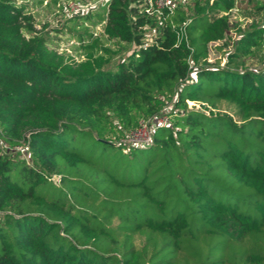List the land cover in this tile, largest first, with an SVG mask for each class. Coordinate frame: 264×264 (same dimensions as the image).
Instances as JSON below:
<instances>
[{"label":"trees","instance_id":"1","mask_svg":"<svg viewBox=\"0 0 264 264\" xmlns=\"http://www.w3.org/2000/svg\"><path fill=\"white\" fill-rule=\"evenodd\" d=\"M234 3L161 7L149 43L147 16L110 0L102 34L139 47L111 69L87 28L75 61L0 0L1 136L32 161L0 150V264H264V72L199 63ZM166 100L150 143L108 136V111L136 127Z\"/></svg>","mask_w":264,"mask_h":264},{"label":"rangeland","instance_id":"2","mask_svg":"<svg viewBox=\"0 0 264 264\" xmlns=\"http://www.w3.org/2000/svg\"><path fill=\"white\" fill-rule=\"evenodd\" d=\"M200 4L211 0H197ZM22 3L26 11L32 15L34 32L45 37L46 44L50 48L68 55L75 61L83 58V48L78 36L85 40V28L93 37H98L104 45H107L115 53L108 64V68H115L119 61H127L134 57L138 45L132 42L116 43L107 40L102 34L104 21L100 20L98 13L103 11L104 0H16ZM232 7L226 15L228 17V30L222 40L212 42L208 46V53L200 64L218 65L219 67L243 72H264V0H234ZM195 0H130V4L137 6L141 14H145L149 23L141 29L144 42H153L158 25L164 21L161 7L180 8L188 15L194 8ZM167 7V8H168ZM217 14L210 12V16ZM254 32L253 39H248ZM192 68L194 67L193 64ZM188 105L193 102L188 101ZM173 109L171 101L166 100L163 107L148 118L147 126L153 128L160 121L165 125H172L170 111ZM111 118V126L108 136L112 140L126 145L141 143V134L135 133V127H126L121 124L111 111L107 112ZM2 126L0 125V150L11 156L23 158L32 163L29 153L18 151L19 144L11 143L2 138ZM57 177L52 176L55 180Z\"/></svg>","mask_w":264,"mask_h":264},{"label":"built area","instance_id":"3","mask_svg":"<svg viewBox=\"0 0 264 264\" xmlns=\"http://www.w3.org/2000/svg\"><path fill=\"white\" fill-rule=\"evenodd\" d=\"M110 0H104V5L106 3H108ZM168 7V6H166ZM170 8V7H168ZM165 123L163 121H160L156 126L158 125H164ZM155 126V127H156ZM151 128L149 126H147V121H144V120H140L139 121V124L137 126V128L135 129V133H139L141 134V143L139 144H148L151 142V139H152V133H153V130L154 128ZM18 151H20L21 153H26L28 151V146L27 144H22L18 147Z\"/></svg>","mask_w":264,"mask_h":264}]
</instances>
